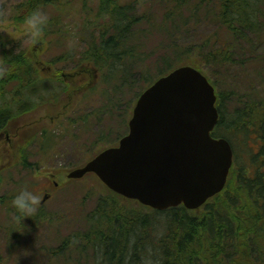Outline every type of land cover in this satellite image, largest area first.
<instances>
[{"label":"trees","instance_id":"1","mask_svg":"<svg viewBox=\"0 0 264 264\" xmlns=\"http://www.w3.org/2000/svg\"><path fill=\"white\" fill-rule=\"evenodd\" d=\"M135 1L97 0L95 9L83 8L86 14L81 27L85 31L76 34L83 52L75 67L88 65L98 75L104 70L123 75L131 71L125 60L138 56L136 74L143 88L149 86L150 70L149 76L147 73L152 62L146 57L153 50L140 51L134 35L140 39L147 26H155L168 38L165 47L169 48V54L158 58L163 68L157 71V78L176 66L189 65L215 89L219 119L212 136L225 138L233 150L227 185L197 210L180 205L158 212L113 193L90 174L100 195L84 216L86 228L60 238L45 254L67 256L69 251L79 250L90 254L94 264H264V0H161L160 9L152 14L134 12ZM24 3L27 14H15L6 28L1 26L0 13V31H18L24 17L42 5L54 6L58 13L47 22L53 25V19L69 5L67 0ZM2 41L0 90L20 79L29 85L38 82V77L20 76L18 58L24 53L12 52ZM248 70L257 84L241 93L229 72ZM8 123L0 109V132L10 131ZM7 201L8 197H2L0 204ZM13 207L8 204L4 209L16 211Z\"/></svg>","mask_w":264,"mask_h":264},{"label":"rangeland","instance_id":"2","mask_svg":"<svg viewBox=\"0 0 264 264\" xmlns=\"http://www.w3.org/2000/svg\"><path fill=\"white\" fill-rule=\"evenodd\" d=\"M25 1L0 0L1 23L4 24L1 26L6 28L5 25H8L9 21L13 22L17 13L21 17L27 14L28 7ZM160 1L136 0L134 12L155 13L160 9ZM124 3L129 4L130 0H124ZM67 4L69 5L65 12L59 18L53 19V25H46L44 28L42 39L46 40L47 50L39 59L48 62L56 58L58 66H65L69 71L75 68L83 52V44L76 39L78 31H85L81 27L82 18L86 14L83 8L95 9L97 0H67ZM37 9L46 13L48 20L58 14L51 5H42ZM147 28L140 39L134 35V42L141 47L140 51L153 50L152 55L146 57L148 62H152L147 75L149 76L150 70L153 83L157 79V71L163 68L161 57L169 54V48L165 47L168 38L165 34H160L155 26H147ZM0 34V41L3 40L2 42L8 44L12 52H25L33 39L26 29L25 22L18 27V31L1 29ZM67 56L71 61L64 64L60 58ZM140 60L138 56H134L132 60H125L134 62L130 67L129 62L126 64L131 71H127L126 75L123 74L125 76L121 73L106 74V70L97 75L95 82L92 83V89L83 94L84 101L80 102V109L61 119L72 120L79 117V121L85 120L84 125L77 124L66 129L65 122L57 123L52 127L46 126L47 123L43 124V127L46 126L47 139L49 138L47 149L45 151L39 149L25 156L27 162L35 167L37 172H28L18 160L0 159V199L8 197L7 203L0 204V255L2 256L0 264H94L90 254H84L79 250H71L67 256L49 257L45 254L59 244L60 238L86 228L84 216L93 210L100 195L97 181L91 175H85L60 187L50 184L47 193H51V197L43 204L42 212H39L37 217L31 216L29 219L24 218L23 222H17L16 211L9 212L4 207L8 204L14 206V195L16 196L22 187L27 186L38 194L39 189L44 185L45 174L59 169L69 171L80 167L97 152L116 144L127 133L126 125L134 103L140 93L148 87L143 88L142 79L136 74V65ZM261 71L264 73V61L261 64ZM229 78L241 93L247 92L250 85L257 84L252 70L241 73L231 71ZM58 87L60 88V84ZM60 92L55 94V99L65 103L64 94H59ZM82 106L86 110H83ZM60 107L56 105L49 114H53ZM70 113L67 110L65 115ZM11 131L12 129L9 132ZM18 139L16 136L14 141L17 143ZM3 140L1 136L0 154L3 151ZM41 214L46 218L42 220Z\"/></svg>","mask_w":264,"mask_h":264},{"label":"water","instance_id":"3","mask_svg":"<svg viewBox=\"0 0 264 264\" xmlns=\"http://www.w3.org/2000/svg\"><path fill=\"white\" fill-rule=\"evenodd\" d=\"M215 103L214 88L199 70L175 68L140 94L117 146L67 178L93 173L116 194L157 211L199 208L224 189L232 165L228 141L211 136Z\"/></svg>","mask_w":264,"mask_h":264},{"label":"flooded vegetation","instance_id":"4","mask_svg":"<svg viewBox=\"0 0 264 264\" xmlns=\"http://www.w3.org/2000/svg\"><path fill=\"white\" fill-rule=\"evenodd\" d=\"M42 38L32 39L25 52L22 51L24 55L18 58L20 76L30 79L38 77L39 81L29 85L20 79L16 83H8L6 88L0 90V96H2L0 109L3 111L4 118L8 119V128L12 129L11 132L8 130L0 132V137L4 138L0 159L18 160L28 172H37V170L27 162L25 156L37 152L39 149L45 151L48 147L49 138L47 139L46 126L52 127L60 122L66 123V129L77 124L84 125L85 120L79 121V117L72 120L61 119L80 109L79 104L84 101L83 94L92 89V83L97 78L95 67L79 66L68 71L65 66H58L56 58L48 62L40 60L39 57L47 50L46 40ZM60 59L64 64L71 61L68 56ZM27 62L29 63L28 67L26 66ZM16 84L20 86L15 87ZM58 92L64 94L65 103L55 99V94ZM56 105L61 107L56 112L53 111V114H49ZM82 109L86 110L84 106ZM67 110L71 113L65 115ZM46 123L48 125L43 127V124ZM79 128L77 127V129ZM16 136L19 138L17 143L14 141ZM67 171L59 169L53 173L45 174L44 185L38 192L40 201L43 196L51 197V193H47L50 184L59 187L68 182L65 179ZM43 204L40 203L38 212L42 209Z\"/></svg>","mask_w":264,"mask_h":264},{"label":"clouds","instance_id":"5","mask_svg":"<svg viewBox=\"0 0 264 264\" xmlns=\"http://www.w3.org/2000/svg\"><path fill=\"white\" fill-rule=\"evenodd\" d=\"M48 22L47 14L40 9L33 10L25 17V26L34 40L42 37L44 28ZM40 197L29 187H22L13 199V204L17 215V222H23L25 217H31L36 214L40 206Z\"/></svg>","mask_w":264,"mask_h":264}]
</instances>
